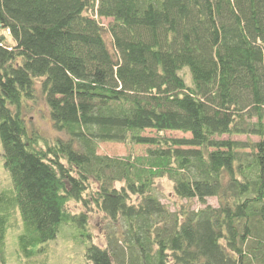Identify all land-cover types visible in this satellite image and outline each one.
Listing matches in <instances>:
<instances>
[{
    "label": "trees",
    "instance_id": "1",
    "mask_svg": "<svg viewBox=\"0 0 264 264\" xmlns=\"http://www.w3.org/2000/svg\"><path fill=\"white\" fill-rule=\"evenodd\" d=\"M39 95L65 138L26 123ZM0 146V248L12 217L32 258L98 213L121 231L84 264H264V0H0Z\"/></svg>",
    "mask_w": 264,
    "mask_h": 264
},
{
    "label": "rangeland",
    "instance_id": "2",
    "mask_svg": "<svg viewBox=\"0 0 264 264\" xmlns=\"http://www.w3.org/2000/svg\"><path fill=\"white\" fill-rule=\"evenodd\" d=\"M108 22L109 20H102V24L104 26H106ZM106 38L109 40L108 35ZM178 74L184 79L187 86H192V79L187 68H183L178 72ZM30 106L32 107V110L25 113L24 118L26 123L30 125L31 128L36 129L42 135L49 138H65L64 133L55 132L52 129L45 102L40 95L38 96L36 103H30ZM30 127L28 126L29 130H31ZM154 134V131L145 132V135L148 136H153ZM164 136L168 138L190 137L189 134L171 131L164 132ZM221 139L244 141L246 137L223 136ZM250 140L258 141L259 139L257 137L251 136ZM145 148L146 147L144 146L128 147L117 143H99L97 154L108 157H125L132 152L136 155H142L145 151ZM156 186L161 195V203L173 210V205L170 201L172 198V184L169 181L163 179L162 181H158ZM10 188L11 182L8 172L3 166L2 149L0 146V192L9 190ZM207 203L213 207H217L216 198H208ZM200 207L201 205L197 201L194 200L192 202V208L198 209ZM71 208L76 212L82 211L80 206L75 208L74 205H71ZM110 227L113 228V230L116 229L117 232L121 231L118 225H110V223L104 219L101 214H90L87 227L89 230L87 232L91 233V240L80 235L81 233L85 235V230L71 225H64L60 227L56 238L47 244V247L44 251L38 253L32 258H25L19 252L17 245V238L23 233V224L19 216L17 218L12 217L9 220L4 245L2 248H0V259H2L3 264H84V253L86 248L91 243L104 247L106 245L105 234H108Z\"/></svg>",
    "mask_w": 264,
    "mask_h": 264
}]
</instances>
